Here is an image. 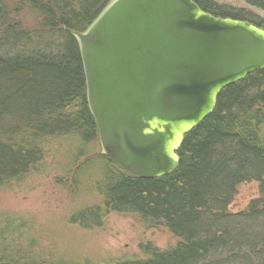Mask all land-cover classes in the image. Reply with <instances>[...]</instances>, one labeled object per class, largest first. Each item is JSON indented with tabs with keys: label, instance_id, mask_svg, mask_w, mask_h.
Masks as SVG:
<instances>
[{
	"label": "trees",
	"instance_id": "16d2710c",
	"mask_svg": "<svg viewBox=\"0 0 264 264\" xmlns=\"http://www.w3.org/2000/svg\"><path fill=\"white\" fill-rule=\"evenodd\" d=\"M112 1L0 0V192L44 172L45 158L66 145L70 167L58 183L75 197L87 188L101 199L72 224L99 226L109 213H126L180 240L167 251L143 246L142 258L113 264H264V70L222 91L213 114L185 137L173 175L132 177L102 155L73 35L85 33ZM193 1L215 17L264 30V16L250 10ZM245 2L264 14V0ZM250 183L260 197L232 212L238 188ZM24 226L0 211V264H70L39 253Z\"/></svg>",
	"mask_w": 264,
	"mask_h": 264
},
{
	"label": "water",
	"instance_id": "95a60500",
	"mask_svg": "<svg viewBox=\"0 0 264 264\" xmlns=\"http://www.w3.org/2000/svg\"><path fill=\"white\" fill-rule=\"evenodd\" d=\"M73 35L102 155L138 179L173 175L222 91L264 70V30L193 0H113Z\"/></svg>",
	"mask_w": 264,
	"mask_h": 264
},
{
	"label": "rangeland",
	"instance_id": "374dc122",
	"mask_svg": "<svg viewBox=\"0 0 264 264\" xmlns=\"http://www.w3.org/2000/svg\"><path fill=\"white\" fill-rule=\"evenodd\" d=\"M214 1L221 6L246 9L264 16L245 0ZM24 20L34 22L30 14ZM60 150L57 156L45 158L42 163L44 172H32L20 185L8 192H0V211H7L24 221L22 232L37 240L39 253L54 262L113 264L142 258V247L146 245L167 251L180 243L164 225L145 223L138 216L126 213H109L102 218L99 226L72 224L71 219L79 211L100 204L101 199L90 195L87 188L75 197L58 183L71 162V156L65 152L68 151L66 145ZM258 197L260 189L257 183L241 185L231 204V211L242 212Z\"/></svg>",
	"mask_w": 264,
	"mask_h": 264
}]
</instances>
